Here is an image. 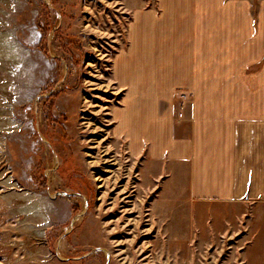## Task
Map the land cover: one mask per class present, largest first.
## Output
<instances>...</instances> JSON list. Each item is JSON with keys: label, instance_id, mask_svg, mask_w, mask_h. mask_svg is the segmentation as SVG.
Segmentation results:
<instances>
[{"label": "rangeland", "instance_id": "374dc122", "mask_svg": "<svg viewBox=\"0 0 264 264\" xmlns=\"http://www.w3.org/2000/svg\"><path fill=\"white\" fill-rule=\"evenodd\" d=\"M151 9L0 0V264H191L157 210L165 165L116 132L115 62L133 11Z\"/></svg>", "mask_w": 264, "mask_h": 264}, {"label": "crops", "instance_id": "0c3cea01", "mask_svg": "<svg viewBox=\"0 0 264 264\" xmlns=\"http://www.w3.org/2000/svg\"><path fill=\"white\" fill-rule=\"evenodd\" d=\"M157 7L133 11L115 62L117 135L165 165L157 210L183 262L264 264V94L231 93L264 86V0Z\"/></svg>", "mask_w": 264, "mask_h": 264}]
</instances>
